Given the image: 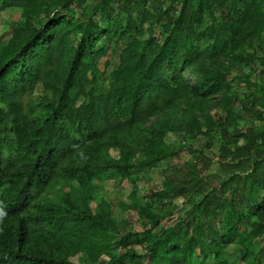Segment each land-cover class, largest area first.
I'll use <instances>...</instances> for the list:
<instances>
[{"label":"trees","instance_id":"trees-1","mask_svg":"<svg viewBox=\"0 0 264 264\" xmlns=\"http://www.w3.org/2000/svg\"><path fill=\"white\" fill-rule=\"evenodd\" d=\"M181 4L175 16L146 10L140 20V16L124 19L122 13L114 18L107 14L104 25L96 17L109 8L108 0H65L63 11L45 22L43 0H0V17L3 10L17 7L38 15L39 23L0 43V264H67L68 254L77 255L89 243L102 245L115 220L108 203L103 201L94 212L90 202L92 183L105 177V166L126 175L135 166L138 151L149 163L171 154L165 141L168 132H202L214 126L210 117L203 120L199 114L176 120L175 108L185 102L189 112L207 102L215 91L211 81L229 70L215 54L228 56L246 38L260 36L264 0ZM149 17L157 18L162 27L161 43L152 25L143 26ZM119 40L124 49L109 70L112 44ZM206 41H212L205 48L210 62L193 69L198 73L193 88L183 71L194 62L197 46ZM181 55H188L187 61L180 62ZM243 60L250 64L252 55ZM166 64L169 72L164 71ZM38 87L43 91L39 99L25 104L26 96ZM222 92L218 105L229 120L239 97L231 96L228 85ZM226 127L223 122L219 125L217 161L225 175L212 171V159L200 153L190 168L175 169L162 193L195 196L201 226L209 227L212 241L208 246L199 239L194 243L206 248V255L212 252L215 264H228L223 249L238 237L235 224L264 217V127H248L233 135ZM112 149L119 151L117 158H107ZM233 190L239 191L236 200L223 198ZM217 210L228 215L221 235L210 225ZM169 230L151 249L161 264H206L193 262L187 248L180 250L174 244L179 224ZM194 248L190 245L188 251L193 253ZM89 256L97 262L93 250ZM126 257H133L135 264L144 260V255L126 250L110 255L108 264H124Z\"/></svg>","mask_w":264,"mask_h":264},{"label":"rangeland","instance_id":"rangeland-1","mask_svg":"<svg viewBox=\"0 0 264 264\" xmlns=\"http://www.w3.org/2000/svg\"><path fill=\"white\" fill-rule=\"evenodd\" d=\"M43 1L46 7L45 15L41 20L43 22L52 17L54 12L61 11L65 2V0ZM97 1L99 3L102 0H94V3ZM108 1L109 8L101 9L96 17V20L104 25L108 23L107 14L114 18L117 13H122L124 19L128 15L136 18L140 16V20L142 11L146 10L149 13L158 14L167 11L168 14L163 13V17L175 16L180 11L183 0ZM37 16L17 7L3 10L0 17V43L15 38L18 31L27 29L28 26L38 25ZM156 20L157 18L149 17L143 26L147 29L152 25L153 35L157 42L161 43L165 35L162 33L161 25L157 24ZM211 43L212 41H206L202 45H198L197 51L199 53L194 59H191L194 62L183 71L190 87H197L198 73L193 69H196V66L201 62L209 65L210 59L207 60L206 58L207 51L205 48ZM112 46L109 70L119 62L121 51L124 49V41H116ZM239 47L228 56L221 53L215 54L222 67H229V70L218 81L216 79L211 81L215 85V91L209 94L210 98L202 107H196V109L185 112V102H179L178 107L175 108L178 112L175 119L179 121L187 120L194 114H199L203 120H209L210 117L215 122L214 126L210 129L203 128V131L210 130L209 134H202L203 131L189 133L187 130L168 132L165 135V141L171 147L172 152L167 157L149 163L145 153L138 151L133 160L135 166L126 175H119L115 168L105 166V177L93 181L91 208L97 212L103 201L108 203L115 223L108 230V237L105 238L102 245L89 243L87 249L81 250L77 255L68 254L69 256L65 258L69 261L67 264H108L111 261L110 255L124 253L126 250L144 255V260L142 259L138 264H161L158 256L154 254V250H151L154 247L153 243L159 239H165L166 234L171 232L169 229L178 224L181 226V230L178 231L179 234L176 236L174 244L179 249L187 248L186 254L193 262L205 261L206 264H215L212 252H208L206 255L204 253H207L206 248L202 249L200 244H195L196 239L203 241L206 246L210 245L212 241L209 227L202 228L201 226L202 216L194 207L195 196L191 194L180 197L169 193L163 195L162 193H164V184L168 177L175 172V169L190 168L194 157L200 153L212 159V171L225 175L217 162L221 154L220 137L222 133L219 128L220 123L227 124L226 128L230 132L229 134L244 131L248 127L258 129L264 127V27L260 36L255 35L250 39L246 38L244 44ZM248 53L252 55L253 59L250 64L243 60V57ZM187 56L181 55L179 57L181 58L180 62L187 61ZM240 70L243 73L237 75ZM164 71H170L168 64L164 66ZM227 85L230 87L231 96L239 97V101L233 106V118L229 120L226 113L218 105L224 95L222 91ZM42 92L41 88L38 87L34 94L26 96L25 104L38 100ZM183 116H185L184 119ZM158 117L157 115L151 116L147 120L146 126H149ZM239 141L240 143L244 142V138H240ZM106 156L107 158H117L119 151L112 149ZM218 192L219 190L216 193ZM237 193H239L238 190L229 191L223 195V198L236 200ZM227 217L226 212L217 210L213 221L210 222V225L218 231L219 235L226 229ZM235 225L238 237L225 246L223 258L228 264H264V217L261 219L255 217L251 222H246L244 219ZM164 232L166 233L163 234ZM190 245H195L193 253L188 251ZM89 250H93L97 255V262H92ZM121 263L135 264L133 257H126ZM164 264L170 263L167 261Z\"/></svg>","mask_w":264,"mask_h":264},{"label":"clouds","instance_id":"clouds-1","mask_svg":"<svg viewBox=\"0 0 264 264\" xmlns=\"http://www.w3.org/2000/svg\"><path fill=\"white\" fill-rule=\"evenodd\" d=\"M3 214L2 213H0V216H2Z\"/></svg>","mask_w":264,"mask_h":264}]
</instances>
